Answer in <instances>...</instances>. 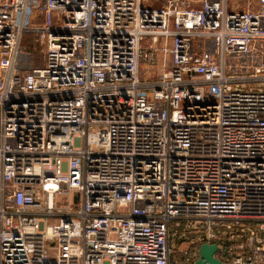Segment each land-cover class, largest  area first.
Masks as SVG:
<instances>
[{
	"label": "built area",
	"instance_id": "2783aa9c",
	"mask_svg": "<svg viewBox=\"0 0 264 264\" xmlns=\"http://www.w3.org/2000/svg\"><path fill=\"white\" fill-rule=\"evenodd\" d=\"M240 1L0 0V264H264V0Z\"/></svg>",
	"mask_w": 264,
	"mask_h": 264
},
{
	"label": "rangeland",
	"instance_id": "374dc122",
	"mask_svg": "<svg viewBox=\"0 0 264 264\" xmlns=\"http://www.w3.org/2000/svg\"><path fill=\"white\" fill-rule=\"evenodd\" d=\"M147 2L148 3H152V2H156V0H147ZM241 2V4H242V6L241 7H245L244 5L246 4V0H241L240 1ZM157 4H159V2L157 3ZM154 6H156V5H154ZM159 6V5H158ZM252 7L253 8H256L257 7V4H256V1H253V5H252ZM196 8V7H195ZM43 21H44V18H43V16H40L36 21H32L31 22V25H34V26H39V25H42L43 24ZM171 25H173V21H171ZM172 43H173V41L172 40H170V42H169V46H172ZM24 44H25V46H30L31 47V50H32V52H34V58H35V60H36V63H38V64H40V63H42V60H41V58H42V55H41V53H40V51L38 50V48L37 49H35V45H36V43H35V39H34V37L32 38H30V36L28 35H26L25 36V39H24ZM160 46L162 45V44H159ZM161 59H162V52H161V50H159L158 51V64H157V66H159L160 65V63H161ZM161 72H162V68L161 67H155L154 68V73L153 74H155L156 76H158V75H160L161 74ZM172 225H173V223H172ZM188 236V238L189 237H192V236H194L195 234H194V232H191V231H189V230H186V232H181L180 234H179V237H181V236ZM174 242H175V247H176V244H179L181 241L179 240V238H178V236L177 237H175L174 238ZM211 244H213V242H211ZM180 246H182V248H185V247H188L190 244L187 242H182V243H180L179 244ZM177 248V247H176Z\"/></svg>",
	"mask_w": 264,
	"mask_h": 264
},
{
	"label": "water",
	"instance_id": "95a60500",
	"mask_svg": "<svg viewBox=\"0 0 264 264\" xmlns=\"http://www.w3.org/2000/svg\"><path fill=\"white\" fill-rule=\"evenodd\" d=\"M218 252V245L213 243H203L200 246V257L197 260L196 264H224L220 259H218L215 255Z\"/></svg>",
	"mask_w": 264,
	"mask_h": 264
},
{
	"label": "trees",
	"instance_id": "16d2710c",
	"mask_svg": "<svg viewBox=\"0 0 264 264\" xmlns=\"http://www.w3.org/2000/svg\"><path fill=\"white\" fill-rule=\"evenodd\" d=\"M28 35L30 36V38H31V37L33 38V37H34L33 34H31V33H28L27 36H28ZM27 47H30V46H27Z\"/></svg>",
	"mask_w": 264,
	"mask_h": 264
}]
</instances>
